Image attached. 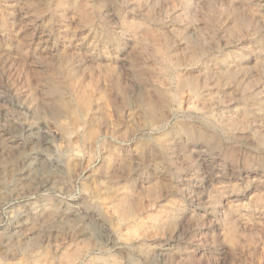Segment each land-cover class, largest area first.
Listing matches in <instances>:
<instances>
[{
  "label": "clouds",
  "instance_id": "clouds-1",
  "mask_svg": "<svg viewBox=\"0 0 264 264\" xmlns=\"http://www.w3.org/2000/svg\"><path fill=\"white\" fill-rule=\"evenodd\" d=\"M0 264H264V0H0Z\"/></svg>",
  "mask_w": 264,
  "mask_h": 264
},
{
  "label": "rangeland",
  "instance_id": "rangeland-1",
  "mask_svg": "<svg viewBox=\"0 0 264 264\" xmlns=\"http://www.w3.org/2000/svg\"><path fill=\"white\" fill-rule=\"evenodd\" d=\"M193 2H195V3H212V2L220 3L221 0H193ZM193 11H194V10H193ZM205 11H207V9H205ZM199 27H200V28H203L204 25L201 24V25H199ZM195 33H196V29H195V28H190V29L188 30V33H187V37H188V39H189V40L193 39V38L195 37ZM221 43H223V42H221ZM185 47H186L185 44H178V45H177V50H179V49H184Z\"/></svg>",
  "mask_w": 264,
  "mask_h": 264
}]
</instances>
